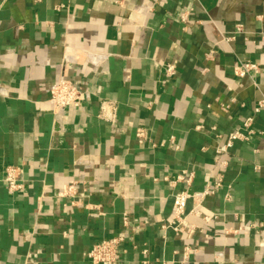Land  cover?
Here are the masks:
<instances>
[{
	"label": "crops",
	"instance_id": "1",
	"mask_svg": "<svg viewBox=\"0 0 264 264\" xmlns=\"http://www.w3.org/2000/svg\"><path fill=\"white\" fill-rule=\"evenodd\" d=\"M263 35L264 0H0V264H94L116 235L115 264H264ZM64 77L88 98L58 121ZM249 115L250 139L217 153ZM180 190L199 213L175 231Z\"/></svg>",
	"mask_w": 264,
	"mask_h": 264
},
{
	"label": "built area",
	"instance_id": "2",
	"mask_svg": "<svg viewBox=\"0 0 264 264\" xmlns=\"http://www.w3.org/2000/svg\"><path fill=\"white\" fill-rule=\"evenodd\" d=\"M245 32L242 24H238L236 30L232 35H226L223 38L229 41L234 38L236 33ZM264 39V35L262 37ZM259 64L253 61H241L234 66V72L239 77L250 76L253 72L259 70ZM168 75H174L176 73V67L172 64L167 65ZM256 87L258 83L255 82ZM88 98V91L83 90L72 80L68 78H61L52 87L50 101L53 104V113L56 119L59 121L63 118L65 109L67 107H81L82 103ZM264 107V97L257 101L254 108V112H259ZM98 116L102 119L112 122L116 121V105L113 101L103 99L100 104V111ZM255 133L254 128V116L249 115L243 121L242 126L239 129L231 131L228 135L227 141L216 149L217 153L228 152L237 140H248ZM137 136L140 141L145 137V133L139 130ZM172 145L175 143V137H170L167 142ZM163 143H166L165 141ZM192 173L186 175V171L178 176V180L186 181L190 183L192 180ZM5 181L8 184L10 190H18L23 186V179L21 177L20 167L10 165L6 168ZM221 184V180L217 181V185ZM73 185L67 186L63 189L61 194H69L72 192ZM210 190L206 189L201 192L202 195L209 194ZM195 195L187 190L177 191L174 195L173 211L174 217L170 224L166 225V228H172L175 231L186 230L189 225L186 223L189 215L199 213L198 210H188L187 204L191 196ZM213 215H205L204 219L209 221L213 218ZM125 235H116L109 239H104L98 243H95L88 252V257L94 264H115L119 259V251L125 242ZM147 263V262H146Z\"/></svg>",
	"mask_w": 264,
	"mask_h": 264
}]
</instances>
